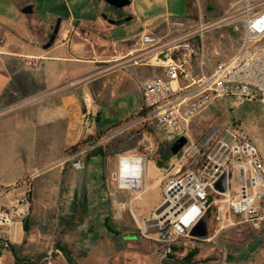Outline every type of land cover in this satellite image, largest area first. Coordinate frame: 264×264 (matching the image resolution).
<instances>
[{
  "label": "crops",
  "instance_id": "1",
  "mask_svg": "<svg viewBox=\"0 0 264 264\" xmlns=\"http://www.w3.org/2000/svg\"><path fill=\"white\" fill-rule=\"evenodd\" d=\"M99 7L102 10V4ZM109 15L118 25L122 21L137 19L131 6L122 9L119 14L109 12ZM98 16L100 17L99 13ZM128 16L129 18L125 20ZM193 19H195L193 15L188 13L181 21L190 23ZM103 21L110 24L108 18ZM89 22H84V25L96 26V38L87 41V29L70 18L68 23L60 26L55 42L48 49H59L73 41L80 43V48L87 55L86 60L77 57L69 60L102 66V69L68 80L49 92L37 93L34 90L35 93L30 92L24 96L20 82L17 86L9 88L12 73L16 75L17 72L15 68L13 72L8 70L6 59L21 60L26 66L32 64L36 66V63L40 66L46 56L34 52L16 51L17 37L0 25V210H7L20 202L26 194L28 197L27 204L18 206L25 216L14 215L8 224L0 225V239L7 241L13 249L22 251L28 257L49 255L53 252L54 240L70 239L69 208L73 204L72 206L78 209V213L82 214L81 219L74 222L77 226L74 231L81 233L85 240H93L92 251L84 256H80L78 251L75 252L77 256V259L73 258L75 264H158L166 244L157 238L154 230L143 236L140 241H136L133 230L138 217L133 210H130L124 213L122 222L119 214L120 206L129 207V202L145 192L144 184L140 182L137 196L131 197L121 193L128 190L120 189L118 186L113 187L107 183L106 178L104 179L103 167L108 157L96 152L91 153L83 171L75 173L67 171L64 166H56L62 162L69 147L87 135H94L98 130H103L100 125V109L85 97L89 92L87 87L93 83L94 78L112 69L126 66L133 69L135 77L141 83L146 79L162 76L161 69L155 67L153 61L136 65L131 63L134 58L144 56L141 44L137 47H128L126 50L116 44L115 48L110 47L106 50L107 43L102 42V34L108 30V26L103 24L102 26L96 20ZM137 22L140 24L141 35L146 34L148 28L138 19ZM175 22L178 20L170 23V34L180 32V29L173 26ZM188 74L189 78L193 79V60L189 64ZM42 79L46 80L45 77ZM29 82L32 89V85L37 81L31 78ZM186 83V81L181 82L182 85ZM138 91L140 93V87ZM138 98L132 107L125 105L129 111L120 114L116 124H124L126 120L135 118L140 106L141 93ZM193 120L190 122L192 139ZM258 151L264 156L259 149ZM146 165L147 163L143 165V179ZM34 172L37 176L28 186L21 183ZM236 175L237 172L234 170V176ZM75 176L78 177L76 184L73 180ZM71 191L75 193L72 194L73 200L70 202ZM119 192L121 200L117 195ZM160 204L149 216L141 218L143 220L151 218ZM29 213L32 218L31 230L25 235L23 219ZM231 218L225 220L220 229L209 239L213 240L220 234L223 243L230 244L233 230L230 227L236 223L240 226L237 228V235L244 241L243 246H239L236 252L241 256L239 264H249V256L256 252L258 245L264 241L262 240L264 232L255 230L251 234L246 231L251 227L249 224L241 220L234 222ZM118 223H123V228H119ZM118 242H122L125 246L129 245L131 250H115ZM83 244L84 249L86 241ZM223 247L225 251H231L226 244ZM82 248L78 247V249ZM141 256H145L147 261H143ZM63 260L65 261L64 256L60 254L53 261L20 263L12 257L6 247L0 248V264H58Z\"/></svg>",
  "mask_w": 264,
  "mask_h": 264
},
{
  "label": "rangeland",
  "instance_id": "2",
  "mask_svg": "<svg viewBox=\"0 0 264 264\" xmlns=\"http://www.w3.org/2000/svg\"><path fill=\"white\" fill-rule=\"evenodd\" d=\"M241 1L131 0L129 6L135 11L137 19L142 22L144 27L148 28L146 34H150L155 38H163L170 35V23L174 20H184L188 13L193 15V18L220 23V27L208 33L204 39L206 60L203 73L206 74L219 61L232 58L240 47L243 35L241 12L239 11ZM27 6H31V14L22 13V10ZM99 11L100 7L93 0H0V25L17 37L16 41L18 44L15 46L16 51L21 53L34 52L46 56L40 66L36 63V66H39L37 68L33 64L26 66L21 60L13 61L6 59L5 62L7 63L8 70L12 71L15 68L14 70L17 72L16 75L12 73L9 80V88L17 86L20 82L23 96L30 92L35 93V91L37 93L49 92L68 80L80 78L102 69V66L89 63H76L74 60H69V58L76 57L86 60L87 55L80 48V43L77 44V42L73 41L66 43L64 47L54 50L43 48V44L47 40L46 35L50 32V28L55 26L57 21H61V25H63L68 23L70 18H73L76 22L84 25V22L96 20L98 24L108 26V30L102 34V42L107 43V46H105L106 50H109L110 47L115 48L116 44L121 46L123 50L128 49V47L140 46L141 31L139 30L140 24L137 22V19L135 21H122L119 25H111L104 23L103 19H101L105 15L108 20H111L109 12L102 11L100 14ZM128 18L129 16L125 20ZM84 28L87 29V41L97 37L95 33L96 26L87 24L84 25ZM200 74L201 71L195 66L193 68V76L197 77ZM42 77H45L46 80H43ZM31 78L37 81L35 85H32V89L29 82ZM92 82L87 87L89 92L85 97L90 103L100 109V125L103 130L109 131L104 134L95 146L83 147L79 152L74 154H68V148L67 153L63 156V160H61L62 162L56 164V166H64L67 171L77 173L78 171L73 168L72 164L82 159L86 165L91 157L92 150L98 145L104 146L107 152L106 157H108L105 159L106 164L103 167L105 173L104 179L106 178L107 183L115 187L118 184L112 180V177L114 174H117L120 161V171L122 168L134 171L140 163L136 160L138 156L144 158L145 164L147 163L145 177L143 179L141 174L139 182L142 185L144 184L145 192L139 198L129 202V207H119L122 222L124 213L130 212V210H133L138 217L133 234L136 241H140L143 236H146L143 233V224L147 221L141 217L149 216L151 211L162 202L164 182L175 177L179 159L175 156L169 157V145L172 142L158 133L153 127L147 132L141 126H132L134 119H129L119 127L112 129L118 122L119 115L129 111V108L125 105L132 107L135 101L139 99L140 93L138 87L141 86V82L135 77L131 67L126 66L112 69L94 78ZM193 119L192 136L195 142L206 138L212 131L229 129L240 138H250L256 148L264 154V107L258 102L216 99ZM158 162L160 167L157 165ZM73 180L76 184L78 177L75 176ZM129 181L135 183L137 180L133 179ZM123 190L128 191L121 193L134 197L138 195L137 191L140 189L137 186L135 189ZM74 193L72 191L70 193V202L73 200L72 194ZM117 195L121 200L120 192ZM210 201H213V198H210ZM72 205L69 208L71 216L69 217L71 220L70 239L54 240V245L52 246L53 252L49 254L50 258L44 260V262L53 261L57 256H60L58 251H54V248H58L59 245L64 247L72 262L73 258L77 259L76 251L80 252V256H84L87 252L92 251L93 240H85L81 233L74 231L77 229L74 222L81 219L82 214L78 213V209ZM215 209L216 206L211 205L209 209L212 211L211 214L213 213L214 215ZM210 215L209 218H211ZM231 219L234 222L241 220L239 217H232ZM221 224L216 222L211 223L210 220H207V239L213 235V233L209 232V228L213 226L217 231L220 229ZM118 226L119 228H123L124 224L118 223ZM238 227L240 226H237L236 223L230 227V229H233L230 236V244L223 243L220 234L213 240H197L186 237L176 238L170 245H166L160 260L163 259L164 263V260H170L168 256L174 255L177 257L174 260L178 264H181L180 259L193 249H198L199 253L195 257L196 264H239L241 256H238L236 252L239 246H243L244 241L243 238L237 235ZM246 231L251 232V234L255 232L252 227L247 228ZM84 241H86V247L83 249ZM117 241H120V239H117ZM225 244L231 248V251H225L223 247ZM80 246L82 249H78ZM171 246L176 247L177 250L173 251ZM114 249L118 251L131 250V247L118 242ZM167 249H169V253L165 256ZM19 253L27 256L22 251H19ZM141 257L143 261H147L145 256ZM249 259V264H264V241L258 245L256 252L251 253ZM58 264L67 263L63 260ZM73 264L75 263L73 262ZM158 264H160V261ZM166 264L172 263L167 262Z\"/></svg>",
  "mask_w": 264,
  "mask_h": 264
},
{
  "label": "built area",
  "instance_id": "3",
  "mask_svg": "<svg viewBox=\"0 0 264 264\" xmlns=\"http://www.w3.org/2000/svg\"><path fill=\"white\" fill-rule=\"evenodd\" d=\"M239 5L243 28L240 47L232 58L219 61L210 72L203 73L204 39L220 23L200 18L190 23L175 22L173 26L180 32L163 38L142 34L145 54L131 62L136 65L153 61L162 72L161 77L141 83L138 116L132 126H151L170 142L179 137L187 140L178 156L175 177L164 182L158 206H162L161 211L156 214V208L143 224L145 235L154 230L166 245L179 237L191 238L190 230L206 216L211 205L216 206V223L239 217L254 230L264 232V156L252 140L240 138L229 129L212 131L198 142L190 135L191 120L216 99L258 102L264 107V0H242ZM191 60L193 68L201 71L193 79L188 74ZM182 81L187 83L182 85ZM138 158L144 165V158ZM72 166L83 171L85 161L79 159ZM120 168L121 161L112 180L120 189H127L120 184ZM223 172L227 173L228 186L227 192L221 194L213 184ZM36 176L34 172L21 183L28 186ZM27 201L26 194L20 202L0 210V225L8 224L14 215L24 217L18 206ZM168 253L169 249L165 256Z\"/></svg>",
  "mask_w": 264,
  "mask_h": 264
},
{
  "label": "water",
  "instance_id": "4",
  "mask_svg": "<svg viewBox=\"0 0 264 264\" xmlns=\"http://www.w3.org/2000/svg\"><path fill=\"white\" fill-rule=\"evenodd\" d=\"M102 1L108 6L114 9H118V10L124 9L131 4V0H102ZM31 12H32L31 6H27L26 8L22 10V13L24 14H31ZM102 18L105 20L107 19L105 15H103ZM108 22L110 24L116 23L115 21H112V20H108ZM59 24H60V21H57L53 34L50 37L49 42L46 45H44L43 47L44 49H48L51 46V44L54 43L56 35L58 34ZM186 143H187V140L185 137H179L176 140H174L169 145V151L171 155L176 156L180 152V150L186 145ZM227 186H228V176L226 172H223L221 176L219 177V179L213 184V188L218 193L224 194L227 192ZM161 209H162V206L158 207L156 210V214H158L161 211ZM189 236L197 240H206L208 238V225H207L206 217H202L198 221V223L190 230ZM0 245L6 247L9 250L12 257L17 262H20V263H36V262H42L50 258V255H46L44 257L37 258V259L19 260V259H16L14 249L7 241L0 239ZM55 250L63 255V252L60 249L56 248ZM64 259L67 264H73L72 262L68 261L65 257ZM160 264H163V259L160 260Z\"/></svg>",
  "mask_w": 264,
  "mask_h": 264
},
{
  "label": "trees",
  "instance_id": "5",
  "mask_svg": "<svg viewBox=\"0 0 264 264\" xmlns=\"http://www.w3.org/2000/svg\"><path fill=\"white\" fill-rule=\"evenodd\" d=\"M138 115H136L135 117H137ZM121 124H116L115 126L112 127L113 128H116V127H119ZM143 128H145L144 131H147L149 132L151 129V126H144ZM111 130V129H110ZM109 130H98L94 135H87L84 139H82L81 141H79L78 143H76L75 145L69 147L68 149V154H74V153H77L79 152L83 147H86V146H95L101 139L102 137L104 136V134L106 132H108ZM92 152H96V153H100L102 156L106 155L107 152H106V147L104 146H101V145H98L94 148V150H92ZM91 152V153H92ZM180 154V152L175 156V157H178ZM168 155L169 157H172L173 155H171L170 151L168 152ZM157 165L159 166V162L157 163ZM160 167V166H159ZM211 210H208L207 211V214H206V219L211 223H215L214 219H213V213L211 214ZM211 214V215H210ZM209 215L211 216V218H209ZM31 223H32V218L30 216V213L23 219V230H24V233L25 235H28L30 230H31ZM216 225V224H215ZM216 228L215 227H211L209 228V232L211 233H215V230ZM0 248H5L4 246L0 245ZM58 248L63 252V256L70 262H72V260L70 259L69 255L67 254L66 250L64 249V247L62 246H58ZM171 249L173 251H176L177 248L176 247H172L171 246ZM14 253H15V256H16V259H19V260H26V259H37V258H41L43 257L42 256H37V257H28V256H23L19 253L18 250L14 249ZM199 253V250L198 249H193L192 251L188 252L186 254V256H184L182 259H180L181 261V264H196L195 262V257L196 255H198ZM170 257V260H164V263L163 264H166L167 262L169 263H172V264H178V262H176L174 259H177L176 256L174 255H170L168 256ZM73 263V262H72Z\"/></svg>",
  "mask_w": 264,
  "mask_h": 264
},
{
  "label": "bare ground",
  "instance_id": "6",
  "mask_svg": "<svg viewBox=\"0 0 264 264\" xmlns=\"http://www.w3.org/2000/svg\"><path fill=\"white\" fill-rule=\"evenodd\" d=\"M138 161V166L134 171H128L127 169H123L120 171V184L124 188H137V186L140 185V179L142 174V160L140 158L136 159ZM125 162V160H123ZM121 169V168H120ZM137 180L135 183L129 181V180Z\"/></svg>",
  "mask_w": 264,
  "mask_h": 264
},
{
  "label": "flooded vegetation",
  "instance_id": "7",
  "mask_svg": "<svg viewBox=\"0 0 264 264\" xmlns=\"http://www.w3.org/2000/svg\"><path fill=\"white\" fill-rule=\"evenodd\" d=\"M96 4H97V6L99 7V5L100 4H102V10H100V14H101V12L102 11H107V12H110V13H113V14H119V12L122 10V9H114V8H112V7H110V6H108L107 4H105L102 0H93ZM57 23V22H56ZM55 26H56V24H55ZM55 26L54 27H52V28H50V32L46 35V37H47V40H46V43L45 44H43V47H44V45H46L48 42H49V39H50V37L52 36V34H53V31H54V28H55ZM60 26H61V21H60V24H59V30H58V33H59V31H60ZM58 35V34H57ZM57 35H56V38H57ZM56 38H55V40H56ZM55 42V41H54ZM53 44H51V46H52ZM50 46V47H51Z\"/></svg>",
  "mask_w": 264,
  "mask_h": 264
}]
</instances>
